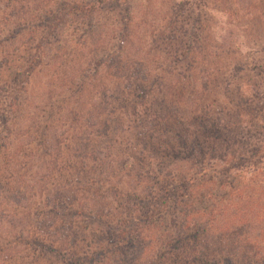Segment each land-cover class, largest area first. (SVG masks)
Listing matches in <instances>:
<instances>
[{
	"label": "rangeland",
	"instance_id": "obj_1",
	"mask_svg": "<svg viewBox=\"0 0 264 264\" xmlns=\"http://www.w3.org/2000/svg\"><path fill=\"white\" fill-rule=\"evenodd\" d=\"M10 1L0 0V23L8 18L7 11H11V7L6 5ZM41 1L44 4L49 0ZM260 1L120 0L113 3L112 0H53L52 7L48 8L51 14L41 16V22H36V26L41 25L42 42L32 41L36 34L27 26L18 36H9L5 43L0 36V113L8 115L12 123L9 128L16 135L11 140V151H14L11 163H7L0 149V264H63L58 255L35 251L29 244L35 240V235L41 238L42 229L45 231L42 237L56 241L58 248L73 246V250L79 251L86 246V242L81 241V226L88 221L76 227L64 213L58 217L67 222H55L56 227L51 229L54 223L43 218L48 212L44 210L41 214L38 208L45 201L58 204L60 199V204L68 210L71 199L87 202V195L98 191L113 201L103 212L111 214L109 207H114L117 199L113 191L108 190L111 183L116 186L119 182L118 185L128 188L135 184L133 177L139 170V179L143 180L140 187L144 189L147 178L151 183L157 181L158 174L163 175V170L177 171L179 165L170 164L171 158L162 160L164 155L155 154L154 147L161 142L170 148L168 142L172 139L164 137L163 129L173 122L185 127L184 114L190 119L197 116L215 118L220 125L236 129L234 149H240L246 142V150L260 146L259 153L264 155L262 114L253 118L255 112H264V5L262 9L261 3L260 8H255ZM26 3V0H15L12 5L15 11H20ZM249 5L254 7L249 8ZM248 8L256 9L255 14L246 15ZM81 76H85L89 84L84 88L87 104L82 108L87 112L90 102L95 104V122L101 112L100 101L109 111L112 105L107 103L114 104L115 97L126 98L132 91L140 94L131 105H117L121 109L119 113L101 115L103 120L109 118L111 129H118L115 136L103 139V143L115 147L111 150L120 151L121 144L129 146L136 139L152 141L143 154L150 160L148 175L144 174L143 164H135L126 155L120 159L121 163L138 167L129 176L127 168L126 173L120 171L115 162L103 161L101 168L82 154L83 157L77 158L75 150L81 143L68 141L70 145L65 147V139L73 132L66 116L64 120L51 122L50 141L55 138V148H52V156L42 155L41 133L45 131L43 121L50 101L48 96L50 92L65 94V88L61 89L63 80L69 88L64 108L77 111L75 96L82 87L78 84ZM147 76L152 81H148ZM96 96L100 100L96 101ZM143 96L149 97L148 100ZM57 107L55 105L54 110ZM24 132L26 134L21 136ZM164 138L168 140H161ZM56 140L63 144L57 146ZM26 142L34 149L23 159L17 152L20 144ZM93 147L98 151L103 149L93 144L89 146ZM79 159L88 161L83 164ZM186 165H182L183 171L190 169ZM103 171L110 173L109 179ZM9 178L11 189L5 186ZM105 180L107 185L102 187L100 184ZM51 193L54 196L49 198ZM11 225L18 230L14 232L16 236L12 234ZM258 230L261 229L254 228L256 233L247 237L263 241L260 244L264 249V234L261 236ZM30 231L33 237L27 236ZM21 233H25V237L16 238ZM234 238L236 235L230 240ZM257 247L255 243L254 249ZM94 250L99 251L98 248ZM106 251L107 246L103 252ZM220 255L225 257L223 264H230V261L245 264L244 255L248 256L250 264H264L263 250L262 253L231 251Z\"/></svg>",
	"mask_w": 264,
	"mask_h": 264
},
{
	"label": "trees",
	"instance_id": "obj_2",
	"mask_svg": "<svg viewBox=\"0 0 264 264\" xmlns=\"http://www.w3.org/2000/svg\"><path fill=\"white\" fill-rule=\"evenodd\" d=\"M14 1L11 0L10 4L6 5L7 8L11 7V11H7L8 18L0 23V36L4 38V43L9 39V36H18L22 28L26 26L31 27V31L36 34L32 41L39 39L38 41L42 42L44 37L41 38L42 33H39L41 25L36 26V22H41V16L46 17L51 14L52 10L48 8L52 7L53 0L44 4L41 0H33V3L26 0L27 3L20 11L14 10V5H12ZM62 1L66 2L67 0ZM116 1L120 0H112L113 3ZM234 1L237 2V0ZM260 3L262 9L264 0L260 1L255 8H260ZM249 6V8L254 7V5ZM249 8L246 9L245 14H255L256 9L251 11ZM42 11L45 12L44 15L41 14ZM55 16L56 14L53 13V17ZM20 27L21 29H18ZM4 43L1 42V45ZM111 58L109 56V60ZM5 70L6 68H4V72ZM146 79L152 81V78H148V76ZM61 83V89L65 88V94L50 92L48 109L44 111L46 114L43 121V123L45 122V131L41 133L42 155L52 156V151L55 148L53 147L55 138L50 141V131L53 126L51 122L58 121L60 118L64 120L66 116L70 119L73 132L68 138L64 137L65 147H69V142L81 143L80 147L75 150L77 158L79 155L84 156L100 167L105 162H115L119 165V167L117 166L118 170L125 172L127 168V176H129L138 167L121 163L120 159L126 155L134 160L135 164L139 166L143 164L144 174L148 175L150 160L148 157L145 159L143 154L148 149V143L151 145L152 141L143 140L140 142L139 139H136L129 146L121 144L120 151L111 150L115 147L112 148L111 145L103 143V139L115 136L118 129L114 127L111 129L109 118L106 117L103 120L101 115L110 114L108 112L113 111L119 113L121 109L117 105H131L140 94L132 91L126 98L124 96L115 97L114 104L106 101L107 105H112L109 111L104 109L105 106H102L100 101L99 112H101L95 122L93 120L95 104L90 102L91 106L87 112H84L82 108L87 104V99H84V88L89 85L85 76H81L78 80V84H82V87L75 96L79 108L77 111L64 108L63 104L68 100L66 94L69 88L64 85L63 80ZM262 94L264 95V93ZM256 96L258 97V94ZM143 97L146 100L149 98ZM252 97L255 98L254 95ZM94 98L96 101L100 100L98 96ZM71 100L72 98H70ZM117 101L120 103L118 104ZM55 105H58L57 110H54ZM192 111H195V108L191 109ZM155 114L157 115V113ZM0 115L2 117L0 120V149L6 155L7 163H11L14 152L11 151L13 148L11 140L16 135L9 128V124L12 125V123H10L8 115L5 112ZM260 115L262 117L260 128L264 129V112H255L253 118H258ZM182 120L185 127L180 122L175 124L173 122L167 124V128L163 129L164 137L172 139L168 142L169 149L161 142L160 145L154 147L155 154L164 155L161 157L162 160H165V157L166 159L171 158L170 164L179 165L176 168L177 171L174 169L176 172L163 170V175L158 174L157 181L151 183L146 177L147 186L144 189L140 187L143 180L139 179L141 177L139 170L133 177L135 184L128 188H124L121 184L118 185L119 182L116 186L110 182L108 190L113 191L112 194L117 198L114 201L115 206L109 207L111 214L103 212L108 210V206L113 201H109L104 195L97 193L98 191L87 195V202L80 203L71 199V206L68 210L63 206V203L60 204V199L58 204H48L45 201L39 207L41 210L38 208V211H41V214L44 210L48 212L44 214L43 218L45 221L47 218L54 223L50 227L51 229L56 227L55 222H67V219L58 217L64 213L71 219L70 221L76 223V227L80 226L82 222L88 221L81 226L83 234L81 241H85L86 246L80 247L79 251L73 250V246L58 248L55 245L56 241L51 242V240L42 237L45 232L42 229L41 238L35 235V240L29 242L33 246L32 248L35 251H50L58 255L57 257L63 264H223L225 257L220 253H231V251L234 253H259L261 251L262 253V250L264 251L261 247L263 241L247 237L248 234L256 233L254 228L257 227L261 229L258 230V234L261 233V236L264 234V155L259 153L260 146L249 151L245 149L247 144L244 142V146L240 149H234L233 144L236 143L237 138L234 135L236 129L232 130L230 127L222 126L218 120L209 116H197L190 119L184 114ZM180 124L181 126H179ZM25 134L24 132L21 136ZM85 139L88 141H83ZM161 140L167 141L168 139ZM61 144L63 141L57 142L56 140L57 146ZM91 144L102 147L104 150L98 151L99 149L94 147L89 148ZM33 149L27 142L22 143L18 148L17 155H22L24 159L32 153ZM140 149L144 152L142 153ZM100 155L102 158H99ZM88 159L79 160L86 164ZM161 163L160 166L165 164ZM184 164H187L190 169L187 168L183 171L181 168ZM103 173L108 179L110 178L109 172L103 171ZM182 173L185 175L180 176ZM10 185L9 178L5 186L11 189ZM100 185L105 187L107 181L105 180ZM87 191L90 192L89 187ZM53 196L54 193L49 194V198ZM11 231L16 236L14 232H18V230L14 225H11ZM54 232L58 231L54 230ZM24 234H17L19 236L16 238L22 239L25 237ZM234 235L236 238L230 240ZM27 236L33 237L31 231ZM239 238L241 239L239 240ZM255 243L258 244V247L254 249ZM102 244H105L104 248L101 247ZM106 246L108 251L103 252ZM94 248H98L99 251ZM181 254H185V256ZM247 259L248 256L244 255L245 264H250ZM229 263L240 264L232 261Z\"/></svg>",
	"mask_w": 264,
	"mask_h": 264
}]
</instances>
